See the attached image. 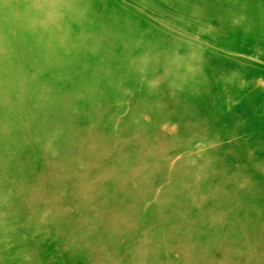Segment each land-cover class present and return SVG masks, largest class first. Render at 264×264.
<instances>
[{
    "label": "rangeland",
    "instance_id": "374dc122",
    "mask_svg": "<svg viewBox=\"0 0 264 264\" xmlns=\"http://www.w3.org/2000/svg\"><path fill=\"white\" fill-rule=\"evenodd\" d=\"M254 2L0 0V223L56 219L0 264H264ZM215 197L256 209L222 219Z\"/></svg>",
    "mask_w": 264,
    "mask_h": 264
},
{
    "label": "bare ground",
    "instance_id": "6f19581e",
    "mask_svg": "<svg viewBox=\"0 0 264 264\" xmlns=\"http://www.w3.org/2000/svg\"><path fill=\"white\" fill-rule=\"evenodd\" d=\"M239 3L241 0H237ZM247 3H252L253 6H255V2L254 0H246ZM260 1V0H259ZM257 2V1H256ZM228 3L230 5H228L229 8H231V6H234L236 4V0H228ZM258 3V2H257ZM257 7L258 4H256ZM215 7V6H213ZM263 7V6H262ZM261 8V7H259ZM263 9V8H261ZM247 21V20H246ZM242 23V22H241ZM249 23V22H248ZM249 25V24H248ZM78 109H75V111H77ZM232 119V118H231ZM233 120V119H232ZM231 120V122H232ZM241 120V119H240ZM237 121V120H236ZM235 122V121H234ZM236 124V122H235ZM234 125V124H233ZM232 126V125H231ZM235 126V125H234ZM39 127L40 128H43V125L42 124H39ZM231 129V128H230ZM232 130V129H231ZM231 134V133H230ZM233 135V134H231ZM31 169L33 168H36L35 166L33 165H29ZM28 166V167H29ZM61 168L64 169V172L66 174H68L71 170H72V167H70V163H65L61 166ZM29 171V170H28ZM28 171H25L28 172ZM30 172V171H29ZM27 175V174H26ZM24 175V176H26ZM76 183H81V181L78 180V177L76 179ZM75 184V183H74ZM60 189L58 188H55V192L56 193H59L60 195H63L66 191H67V188L66 185H58ZM237 187V186H235ZM234 188V187H233ZM161 195L162 197L159 198L161 203H164V202H168L170 197L172 196L169 192H168V189H165V190H162L161 191ZM262 198H264V193H262ZM216 199L220 198L218 201L221 203V205L219 206V215L221 216L222 219L226 218L229 213L231 211H233V206L236 205L237 208L239 209H249V210H255L256 209V206L254 203L250 202L249 200H247V197L246 200L247 201H228V197H215ZM78 199V198H77ZM76 199H74L75 201ZM223 201V202H222ZM8 209V211H12L14 210L13 209H10L12 207V203L11 204H8V205H5ZM14 206V205H13ZM46 207H45V203H43V201H40L38 203V207H37V212H35L36 214L34 213H29V214H24L23 216H21L20 220L18 221H14L17 223L16 227L15 225L13 226V229L11 230V233L9 235V232H10V229H8L10 227V223L8 224L7 222V219H8V214H3L2 218H1V223H0V229L4 231V234H3V238L0 237V240L2 241V245H10L12 242H14V240L16 239H13L11 240V237H12V232H15L16 231V228H18V230L16 231V235L15 237H21L22 235L24 236H30V237H33V238H38V237H41L43 235H46V233L48 232L49 228L51 227V225L55 224L56 223V219H53L51 217H47L46 215ZM59 214V212H58ZM13 223V222H12ZM2 224V225H1ZM65 225V224H64ZM210 227V230L211 232H214L215 229H216V225L214 224H210L209 225ZM71 230L69 226H66L63 228V231L67 232ZM29 245H27V249L30 248L28 247ZM246 248V246H244V249ZM248 248V246H247ZM242 249V248H241ZM247 250V249H246ZM240 253H243V251H241ZM79 255H82V253H79ZM88 255V254H86ZM83 256H85V254L83 253ZM248 257V256H247ZM22 255H19V254H12L8 260L7 263H11V264H19L18 262L22 259ZM40 259V258H39ZM84 259V258H83ZM236 264V263H235Z\"/></svg>",
    "mask_w": 264,
    "mask_h": 264
}]
</instances>
